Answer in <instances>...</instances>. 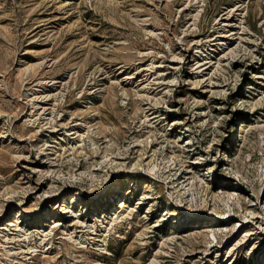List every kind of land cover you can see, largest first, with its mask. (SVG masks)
I'll return each mask as SVG.
<instances>
[{
  "label": "rangeland",
  "instance_id": "374dc122",
  "mask_svg": "<svg viewBox=\"0 0 264 264\" xmlns=\"http://www.w3.org/2000/svg\"><path fill=\"white\" fill-rule=\"evenodd\" d=\"M0 264H264V0H0Z\"/></svg>",
  "mask_w": 264,
  "mask_h": 264
},
{
  "label": "bare ground",
  "instance_id": "6f19581e",
  "mask_svg": "<svg viewBox=\"0 0 264 264\" xmlns=\"http://www.w3.org/2000/svg\"><path fill=\"white\" fill-rule=\"evenodd\" d=\"M189 218H190V217H189ZM259 224H260V223H259ZM259 224H258V227H259ZM260 228H261V227H260ZM260 228H259V229H260ZM261 232H263V229H262V228H261Z\"/></svg>",
  "mask_w": 264,
  "mask_h": 264
}]
</instances>
